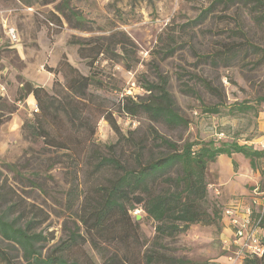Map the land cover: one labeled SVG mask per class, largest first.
<instances>
[{
	"label": "rangeland",
	"instance_id": "374dc122",
	"mask_svg": "<svg viewBox=\"0 0 264 264\" xmlns=\"http://www.w3.org/2000/svg\"><path fill=\"white\" fill-rule=\"evenodd\" d=\"M27 1L31 4L0 0V115L4 117L0 124V170L4 175L2 180L16 192L12 199L23 202L29 217L33 214L30 207L34 205L39 211L38 221L46 219L38 230L48 238L42 243L45 255L76 230L85 198L95 197L96 189L108 185L114 178L116 173L112 168L96 171L102 157H112L126 167L135 168L139 162L146 164L167 155L168 150L155 138V131L179 146L186 142L213 141L217 146L238 142L259 148L264 138V104L258 102V98L264 96L263 55L243 51L240 57L228 63L201 60L203 56L227 51L232 45L242 47L250 43L264 48V23H256L254 15L243 5L216 4L198 21L202 11L218 0ZM46 20L62 25L53 22L57 27H51ZM10 30L18 35L17 42L11 39ZM116 34L115 45H109V52L97 55L91 48L96 42L107 46L110 43L107 39ZM124 44L130 49V59L140 61L132 70H127L117 58L122 55ZM80 48L84 55L98 57L93 70L88 60L81 57ZM170 48L174 51L167 54ZM69 64L82 75L95 77L102 85L89 88L87 99L78 106L80 110L74 125L63 113L59 119H50L48 129L70 147L63 149L49 146L34 134L32 127L36 124V115L40 114L33 110L37 105L34 96L19 99L22 86L31 82L65 102L62 93L72 74ZM51 69L59 72V95L53 88L55 74L49 72ZM159 74L169 79L168 89L178 112L188 119V127L171 129L144 114L131 118L122 112L125 97L139 100L148 95L141 80L157 83ZM195 77L213 83L221 97L207 91ZM184 82L194 87L195 95L183 92ZM236 104L249 105L252 110L230 114ZM215 105L220 106V114L204 112V106ZM107 114H112L117 121L124 138L103 118ZM238 157L244 174L249 170V159L242 154ZM7 165L15 166L14 170ZM256 165L255 172L260 175L257 187L261 193L264 158ZM168 175L175 176L176 171ZM217 177L214 163H210L207 208L221 213L222 219L216 225H192L186 233L166 238L158 245L153 220L147 218L141 208L132 212L140 242L130 248L128 264H145L144 253L151 249L167 257L193 262L230 264L232 253L224 242L231 237L232 226L225 211L237 208L236 202L251 205L254 188L247 196L236 190L225 191L218 185ZM233 186L238 188L237 184ZM161 187L164 184L157 190ZM70 190L78 196L73 207L68 201ZM262 197L256 198L261 201ZM260 208L255 205L257 211H264ZM1 244L10 253L13 264H27L20 249L7 242ZM115 251L110 244H104L101 252L86 244L72 256L87 260L88 264H103ZM0 264L4 263L0 261Z\"/></svg>",
	"mask_w": 264,
	"mask_h": 264
},
{
	"label": "trees",
	"instance_id": "16d2710c",
	"mask_svg": "<svg viewBox=\"0 0 264 264\" xmlns=\"http://www.w3.org/2000/svg\"><path fill=\"white\" fill-rule=\"evenodd\" d=\"M21 1L26 5L31 4V1ZM220 3H225L228 7L241 4L254 15L256 23H264L263 0H218L213 2L210 8L202 11L198 21L210 13L213 6ZM56 19L60 22L59 17L56 16ZM51 21L58 26L62 25L58 21ZM115 38H117V34L107 39L110 42L107 46L104 43L96 42L91 48L97 55L109 52L108 47L115 45L113 43ZM127 42L135 47L128 38ZM173 51L174 48H170L167 54H172ZM243 51L264 57V48L247 43L242 47L232 45L227 51L217 52L212 56H203L201 60L210 59L212 64L222 61L228 63L240 57ZM79 52L82 58L88 60V64L93 70L98 57L84 55L82 48ZM117 56L123 61L127 70H132L140 62L139 59L135 61L130 59V49L125 44L122 46V55ZM64 65L62 64V66ZM67 66L72 74L68 77L62 93L65 96V102L57 99V96L51 95L44 87L31 82L22 86L19 99L23 100L29 95L34 96L40 113L36 115V124L32 127L34 134L43 138L49 146L63 149H70V147L66 145V141L57 138L48 129L50 119H59L60 114L63 113L71 119L70 123L74 125L80 110L78 106L87 99L89 88L93 85H102V82L95 77L84 76L70 64ZM49 72L55 74L53 88L59 95L60 92H57V88L61 87V83L57 79L59 72L53 69ZM158 79L157 83H152L143 78L141 80L142 88L148 95L139 100L125 97L122 100V112L131 118L144 114L150 120L164 123L171 129L188 127V119L178 112L176 102L168 89L169 79L160 74ZM195 79L207 91L221 97L220 91L213 83L201 77H195ZM183 92L188 95L196 94L194 87L186 82L183 83ZM258 102L264 104V96L259 97ZM250 110L252 107L249 105L236 104L231 107L229 112L235 115ZM204 112L216 115L221 113V108L219 105L204 106ZM103 118L117 135L124 138L112 114L104 115ZM3 119V115H0V124ZM129 134L133 135V132L130 131ZM154 135L168 150L167 155L146 164L139 162L135 168L126 167L112 157H102L99 160L96 171L112 168L116 173L114 178L109 181L108 185L97 188L95 197L85 198V208L83 214L78 216L76 230L71 231L68 239L47 255L43 252L42 243L48 241V238L42 231H38L46 219L38 221L37 218L40 215L34 205L30 207L33 214L29 217L27 207L23 205V202L12 199L16 192L8 187L5 180H2L4 175L0 170V261L4 264H13L10 253L2 248V242L13 244L14 248L20 249L22 258L27 264H88L87 260L72 256L73 252L86 244L101 252L104 244H110L117 251L107 257L103 264H128L130 248L140 242L138 225L133 221L132 212L141 208L147 218L153 220L156 231L155 240L158 245L166 238H175L186 233L192 225H216L222 219V215L218 210L210 212L207 208L209 199L208 165L215 163L221 155L232 157L234 154H242L250 160L252 169L257 170L256 162L264 158V151L248 145H241L238 142L222 143L219 146L213 141L186 142L183 146H179L160 136L156 131ZM7 168L12 171L15 166L7 165ZM234 168L237 169L235 162ZM172 170L176 171L175 176L168 175ZM162 184L164 187L157 190ZM68 195L69 204L73 207L78 196L73 190H70ZM262 226L264 227V220ZM81 230H84V233H79ZM143 257L145 264H217L211 261L193 262L184 258L167 257L155 249L148 250ZM243 264H264V256L262 258L248 257Z\"/></svg>",
	"mask_w": 264,
	"mask_h": 264
},
{
	"label": "built area",
	"instance_id": "2783aa9c",
	"mask_svg": "<svg viewBox=\"0 0 264 264\" xmlns=\"http://www.w3.org/2000/svg\"><path fill=\"white\" fill-rule=\"evenodd\" d=\"M28 10L34 11L33 8H28ZM46 21L49 26L57 27L52 21ZM9 35L13 41L19 40L14 30H10ZM33 110L35 113H39L37 105ZM257 150L264 151V138ZM253 194L251 205L247 206L243 204L244 202H236L237 208L232 207L225 211V216L229 218L232 226V235L224 242L227 250L232 253L229 258L230 264H243L248 257L262 258L264 256V227L262 226L264 211L255 209V205L264 208V190L260 193L259 187H257ZM257 196H263L261 201L256 198Z\"/></svg>",
	"mask_w": 264,
	"mask_h": 264
},
{
	"label": "crops",
	"instance_id": "0c3cea01",
	"mask_svg": "<svg viewBox=\"0 0 264 264\" xmlns=\"http://www.w3.org/2000/svg\"><path fill=\"white\" fill-rule=\"evenodd\" d=\"M33 103V100H32ZM239 154H234L232 157L226 155H221L218 157L217 161L214 163L216 173L218 175L217 182L218 185L229 192H236L243 196L250 194L252 188H257L259 184L260 175L256 170L251 167L250 160H248V172L241 173V162ZM236 163L238 168L234 169V164ZM233 184H237L238 188L235 189ZM246 199V198H245ZM244 199V200H245Z\"/></svg>",
	"mask_w": 264,
	"mask_h": 264
}]
</instances>
